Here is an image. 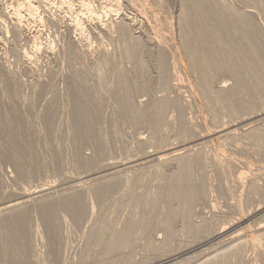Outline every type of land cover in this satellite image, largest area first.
Wrapping results in <instances>:
<instances>
[{
    "label": "rangeland",
    "instance_id": "374dc122",
    "mask_svg": "<svg viewBox=\"0 0 264 264\" xmlns=\"http://www.w3.org/2000/svg\"><path fill=\"white\" fill-rule=\"evenodd\" d=\"M11 1L0 0V264H205L220 256L229 264H264V73L258 75L264 71L255 83L247 66L220 45L229 69L214 74L213 89H235L238 83L253 88L235 92L249 107L234 108L227 97L213 105L200 88L186 46L191 31L182 23L184 13L204 11L183 0H119L112 8L118 11L106 14L100 6L110 0H93L101 16H80L82 31L72 26L79 0H70L71 15L60 0L47 5L34 0L42 24L23 14L24 26L17 28L10 8L22 0ZM208 2L241 17L252 44L264 51V0ZM122 21L130 25L124 32ZM219 26L214 22L217 32ZM163 28V34L157 32ZM155 34L167 42L162 37L157 43ZM161 50L166 72L157 61ZM162 100L179 101L180 108H165L152 124L150 116ZM79 103L88 114L86 123L76 121ZM222 128L236 136L220 139L219 153L208 136L217 137ZM247 130L263 139L245 135ZM202 135L200 164L188 175L199 195L181 205L169 194L168 175L178 171L177 161L162 167L156 157L181 151ZM109 183V193L100 197L98 186ZM25 192L38 194L20 201ZM67 194L84 203L81 217L65 210ZM46 200L50 205L42 208ZM19 202V209L4 210ZM23 207L18 246L9 243L13 230L2 226ZM128 223L133 225L129 241L106 252ZM218 231L220 237L214 235ZM254 236L259 246L251 245Z\"/></svg>",
    "mask_w": 264,
    "mask_h": 264
},
{
    "label": "bare ground",
    "instance_id": "6f19581e",
    "mask_svg": "<svg viewBox=\"0 0 264 264\" xmlns=\"http://www.w3.org/2000/svg\"><path fill=\"white\" fill-rule=\"evenodd\" d=\"M13 1V0H12ZM12 1H11V4H12ZM15 1V0H14ZM20 1V0H19ZM33 1L34 0H32V2L30 1V0H22V2L21 3H18V1H17V3L18 4H15L14 5V3H13V5L11 6V8H10V11H11V15H12V17H13V19H15V22H14V20H13V22L15 23L13 26H14V28H17V27H19V26H22L21 24H23L22 22H23V14H27V18H29L30 20L29 21H31V22H37V23H41L42 22V20H41V17L39 16V14H38V6H37V4H34L33 3ZM48 2L49 0H44L43 1V3H45V2ZM53 1V0H52ZM51 1V2H52ZM61 1V3H59V4H61V5H64L65 6V8H67V11H68V13H70L69 15H71L72 14V12H69V10L70 9H72L73 10V5H72V7H71V4H73L72 3V1L70 2V0H60ZM74 1V0H73ZM76 1V0H75ZM78 1V0H77ZM92 1L93 0H79V7H78V9H79V11H77L76 13H75V11H73L76 15H74L75 16V18H74V20H72V18L71 17H73V16H71L70 18H68V19H70V21L72 20L73 22H72V26L75 28V30L76 29H78V30H83V28H84V26H81L82 24H81V20H80V18H84V16H86L87 18H88V20L91 18L92 19V17L94 16V15H96V16H99L98 15V13L97 12H99L100 13V10L98 11L97 10V12H96V10L94 11V5H93V7H92V4L94 3H92ZM105 1H107V0H105ZM142 1V0H141ZM16 2V1H15ZM41 2V1H40ZM57 2H59V1H57ZM101 2H103V0L101 1ZM119 2H121V1H119V0H110V2L108 3L107 2V4H104L103 5V3H102V7L100 6V8H102V10H101V12H103V14L105 13H110V12H112V11H114L115 13L118 11L117 9H112V8H114V7H118L119 6ZM42 3V2H41ZM76 3V2H75ZM92 3V4H91ZM143 3V2H142ZM183 3H193V4H197L200 8H202L203 9V11H204V13L201 15V16H196V15H194V14H188V13H184L183 14V24H184V27H186L187 28V30L188 29H190L189 31H188V33L190 32L191 33V39L189 38L188 40H190V42H191V45H190V42L189 43H187L188 45H186V46H188L187 47V49L189 48V50L191 51V54H192V61H191V64L193 65V67H195L194 68V70L197 72V76H198V78H199V80H200V85H201V90L203 91V93L206 95V96H208V98L210 99V100H212L213 102V105H214V102L215 101H218V100H221L222 99V97H227V98H229V101H230V104L232 105V107H234V108H238V109H242V108H244V106L245 107H249V104H247V105H245L246 104V102H242V101H240V100H238L237 98H236V96H235V92L237 91V90H240V91H248V89H250L251 87H252V85L251 86H243L241 83H238V85L235 87V89H232V88H224V87H221V89H218V90H214L213 89V87H212V85H213V81H214V79H213V77H214V74H216V73H221V72H224L225 70H227V69H229V64H227L226 63V61L224 60V59H222L221 58V56H220V50H219V46L221 45V46H223L224 48H225V50H227L228 52H231V54H233V56H235L238 60H240V62H241V64H243V65H246L247 66V74H248V76H249V78H250V76H251V80H252V78L254 79V82L256 83V81L258 80V78H256V75L259 73V71H264V51H261V49H258L254 44H252V42H251V40H250V29H249V27L247 28L246 26H245V23H244V21H243V19L241 18V17H239V16H231V15H228V14H223V13H221L219 10H217V9H215L214 7H212L211 5H210V3L208 2V0H183ZM140 4V3H139ZM38 5H39V3H38ZM44 5H47L46 3L44 4ZM75 5V4H74ZM77 5H78V3H77ZM77 5H76V7H77ZM131 5V4H130ZM9 6V7H10ZM52 6H53V4H52ZM113 6V7H112ZM132 6V5H131ZM9 7H8V10H9ZM47 7V6H46ZM148 7V6H147ZM61 8H62V6H61ZM64 8V9H65ZM59 9H60V7H59ZM75 9V8H74ZM96 9V8H95ZM106 9V10H105ZM142 9V8H141ZM139 10V9H138ZM7 11V10H6ZM54 11V10H53ZM57 11H58V9H57ZM66 11V12H67ZM120 11V10H119ZM9 12V11H8ZM60 12V11H59ZM62 12V11H61ZM146 12V11H145ZM150 12V11H149ZM64 13V12H63ZM73 13V14H74ZM10 14V13H9ZM53 14V13H52ZM140 14V13H139ZM8 15V14H7ZM10 15V16H11ZM59 15V14H58ZM9 16V17H10ZM68 16V15H67ZM80 16H82V17H80ZM101 16V15H100ZM11 17V18H12ZM46 17V16H45ZM95 17V16H94ZM107 17V16H106ZM26 18V19H27ZM50 18V17H49ZM48 18V19H49ZM87 18H85V19H87ZM98 18H100V17H98ZM97 18V19H98ZM125 18V17H124ZM65 19V18H64ZM40 20H41V22H40ZM51 20V19H50ZM53 20V19H52ZM93 20V19H92ZM10 21H11V19H10ZM99 21V20H98ZM97 21V22H98ZM240 23L241 25H239L238 23ZM214 22H220V26H219V30H218V32H217V30L214 28ZM119 23H121L120 21H119ZM124 22L122 21V24H123ZM156 23V22H155ZM161 23V22H160ZM33 24V23H32ZM42 24V23H41ZM125 24H127V23H124L123 25H121V26H119V28L121 29V30H123L125 27L124 26H127V25H129V24H127V25H125ZM158 24H159V22H158ZM158 24H157V26H158ZM26 25V24H25ZM40 25V24H39ZM118 25V24H117ZM159 25H161V24H159ZM23 26H24V24H23ZM70 26H71V24H70ZM71 26V27H72ZM130 26V25H129ZM157 26H156V28H157ZM163 26V25H162ZM161 26V27H162ZM161 27H159L160 29H161ZM166 27H167V29H168V24L166 23ZM153 28V27H152ZM19 30L20 29H22V28H18ZM166 29V28H165ZM120 30V31H121ZM184 30H186L185 28H184ZM14 31V30H13ZM15 31H16V29H15ZM81 31H79L80 33H81ZM159 31V33H160V31H163L161 34H163L164 33V28L162 29V30H158L157 29V32ZM77 32V31H76ZM123 32H124V30H123ZM185 32H187V31H185ZM16 33V32H15ZM14 34V33H13ZM157 34V33H156ZM155 34V35H156ZM160 34V35H161ZM30 35V34H29ZM159 35V34H158ZM187 35V34H186ZM190 35V34H189ZM38 36V35H37ZM15 37V36H14ZM32 37V36H31ZM163 36L161 35V38H160V36L158 37L157 35H156V41H157V39L158 38H160L161 40L163 39L164 41H165V37H163ZM189 37V36H188ZM154 38V37H153ZM32 39V38H31ZM34 39V42L36 43V41H35V38H33ZM32 39V40H33ZM37 39H38V37H37ZM160 39H158V42L157 43H160L159 41H161ZM31 40V41H32ZM155 40V39H154ZM153 40V41H154ZM167 42V39H166V41H165V43ZM187 42V41H186ZM38 43H40V42H38ZM162 43V42H161ZM164 43V42H163ZM164 43V44H165ZM33 45H35V44H33ZM36 45H39V46H37L36 48L37 49H40L39 47H40V44H36ZM35 45V46H36ZM34 46V47H35ZM162 46V45H161ZM244 46H247L246 48H249V49H251L250 51H248V53H246L245 52V47ZM33 47V48H34ZM159 47V46H158ZM244 47V48H243ZM31 48V47H30ZM29 48V49H30ZM35 48V49H36ZM165 48V47H164ZM32 49V48H31ZM167 50V49H166ZM162 51V54L161 55H158L159 56V58H157V59H159V60H157L158 61V65L160 66V69H161V71H164V72H166V70L167 69H165L167 66H166V59H165V55L166 54H164V53H166V52H163V50H161ZM161 51H159L160 53H161ZM165 51V50H164ZM247 51V50H246ZM23 53H25V52H27L26 50L25 51H22ZM28 52H30V51H28ZM32 52H33V49H32ZM126 52H128V50H126ZM26 54H28V53H26ZM168 54V53H167ZM25 55V54H24ZM28 55H30V54H28ZM28 55H26V57H28ZM157 56V57H158ZM174 62H176V61H174ZM174 62H173V64H174ZM256 62H258L259 63V65L257 66V63ZM176 64V63H175ZM175 67H176V65H175ZM192 67V68H193ZM231 69V68H230ZM176 70V69H175ZM174 70V71H175ZM234 69H231V71L234 73V75L235 76H237L236 74H237V72L236 71H233ZM178 71V70H177ZM174 73V72H173ZM175 73H176V75H175ZM174 73V75L177 77V73L178 72H175ZM262 73H264V72H260L258 75L260 76V74L261 75H263ZM238 74H240L239 72H238ZM171 75V74H170ZM258 75H257V77H258ZM175 76H173V77H175ZM177 79V78H176ZM260 79V78H259ZM179 80V79H178ZM173 81H174V79H173ZM253 81V80H252ZM250 82V81H249ZM254 82H253V84H254ZM259 83V82H258ZM222 85V84H221ZM245 85V84H244ZM247 85H248V83H247ZM254 86V85H253ZM179 87V86H178ZM250 87V88H249ZM253 88V87H252ZM181 90V89H180ZM190 91V93L191 92H194L193 91V89H190L189 90ZM250 91H251V89H250ZM249 91V92H250ZM178 93V92H177ZM247 94V93H246ZM165 99V98H164ZM167 99V98H166ZM209 101V100H208ZM181 102V101H180ZM211 102V101H210ZM229 104V105H230ZM230 105V106H231ZM175 107V108H180V105H179V101H178V103H177V101H170V100H162V101H160V106H158L157 107V109H156V111H157V113H156V115H152V116H150V120H151V122L150 123H152V124H154L155 122H156V120H158L159 118H160V115H162V113L164 112V110H165V108H167V107ZM231 111H232V109H230ZM237 109H235V111H236ZM234 111V112H235ZM75 118H76V121L78 122V123H83V121L85 122L86 121V119H85V117H88V114H87V112H85V110H84V106L82 105V104H80L79 103V105H78V107H77V109L75 110ZM85 119V120H84ZM88 119V118H87ZM249 121V120H248ZM252 122V121H251ZM86 123V122H85ZM251 124V123H250ZM249 124V125H250ZM246 125H248V124H246ZM246 128V127H245ZM247 129V128H246ZM252 130H253V128H252ZM251 130V131H252ZM233 131V130H232ZM230 129L228 130V129H225V130H223V128H222V131H218L217 130V133H218V135H217V137H214L213 135H211V136H208V137H211L210 138V143H211V145L214 147H212L215 151H220L218 148V146H219V140L220 139H222L223 137H231L232 138V136L234 135V136H236L235 134H234V132H232ZM250 130L248 131L247 130V132L245 133V135H248V136H252L253 138H255V139H263V135H261L259 132H256V131H253V132H251ZM215 132H216V130H215ZM209 133L210 132H208V134L207 135H209ZM212 133V132H211ZM213 134V133H212ZM200 135V134H199ZM195 136H197V135H195ZM203 136H205V137H203ZM247 136V137H248ZM197 138V137H196ZM203 138H206V135H202V136H199L197 139H193L194 141L193 142H190V143H193L194 144V142H196V144H194V146H193V144H190L189 143V146L187 145V143H186V145L187 146H181V148L180 149H182V150H184V151H177V150H173V151H169V152H162L160 155H157V160H158V162L161 164L160 166H162V165H166V163L167 162H170L171 160H175V161H177V167L176 168H178V171L173 175L171 172V174L173 175L172 177H171V175H170V173H169V175H168V177H169V181H170V187H169V194L171 195V197H173V198H177L178 200H180L181 202H182V204L181 205H183V204H185L186 203V199L188 200V199H191V198H194V197H196L197 195H199V189L197 188V187H195L194 188V186H192V185H190L189 184V180H188V175H189V171H190V169L195 165V164H200V161H201V155L200 154H198V153H200L198 150H199V148H200V145H203ZM227 138V139H228ZM249 138H251V137H249ZM209 139V138H208ZM207 139V140H208ZM224 139V138H223ZM192 140V139H191ZM201 140H202V142H201ZM198 141H200V142H198ZM227 141V140H226ZM204 142H205V140H204ZM221 142V141H220ZM200 143H202V144H200ZM206 144H208L207 142H205ZM222 143V142H221ZM198 144H200V145H198ZM206 144H204V145H206ZM190 145H192V147H190ZM196 146H198V149H196V151H195V149H194V147H196ZM202 147V146H201ZM205 147V146H204ZM203 147V148H204ZM172 149V148H171ZM179 150V149H178ZM201 150V149H200ZM198 151V152H197ZM202 151V150H201ZM219 153H221V151L219 152ZM202 154V153H201ZM205 157V156H204ZM230 160H233V159H231V158H229V160L228 161H230ZM237 160H238V158H237ZM174 161V162H175ZM157 162V163H158ZM231 162V161H230ZM233 162V161H232ZM242 162H243V160H242ZM158 163V164H159ZM171 163H172V161H171ZM202 163V162H201ZM167 164H169V163H167ZM173 165V164H172ZM175 166H176V164H175ZM105 167V166H104ZM163 167V166H162ZM171 171V170H170ZM173 171V170H172ZM258 175V174H257ZM260 176H261V174H259ZM253 178V177H252ZM257 179V177H254V179ZM236 179V181L237 182H239V181H241L240 179H239V177H237V178H235ZM241 183V182H240ZM79 184V183H78ZM238 184V183H237ZM253 187H252V189L255 191V192H257L256 191V187L257 186H255V184L253 183V185H252ZM41 187V186H40ZM111 187H112V184L111 183H109V184H103V185H99L98 186V188H97V190H99V192H100V197H102L101 195H105L107 192L109 193V191H110V189H111ZM251 188V187H250ZM252 189H250V190H252ZM261 190V189H260ZM68 191V190H67ZM249 191V190H248ZM38 192H41V190H38ZM38 192H35V193H30V194H27V192H25L26 194H24V195H22L21 194V196L19 197V199H20V201H21V199L24 201V199L26 200H28V197L29 196H31V195H33L34 197H36L34 194H38ZM45 192V191H44ZM71 192V191H70ZM253 192V191H252ZM68 193V192H67ZM40 195V194H39ZM67 196V197H66ZM63 199H62V202H63V206H64V208H65V210L66 211H68V213H71V215H72V217L73 218H76V217H81L82 216V214L84 213L83 212V210H84V203H81L80 202V198H78V196H76V194H75V196L74 195H69V194H67ZM32 197V196H31ZM19 201V200H18ZM47 201V200H46ZM44 201L43 203H40V206L42 207V208H47V207H49V202L47 201ZM17 202V201H16ZM12 203V202H11ZM23 203V202H22ZM17 205V206H16ZM14 206H16L17 207V209H19V207L18 206H20V202H19V204H10V206H8L7 205V207H6V205H5V207L7 208V209H4V210H8V211H10L11 212V210H10V207H11V209L13 210V208H14ZM5 207H2V208H5ZM13 207V208H12ZM16 207H15V210H16ZM21 209V208H20ZM24 207L20 210V211H18L17 212V214L16 213H14L15 215H12V214H8L9 215V217H4L5 218V220H6V224H3V226H2V229H4V231L5 230H13V232L11 233H9V235H7V236H11L10 238H9V243H11V244H18V246L20 245V237L23 235V228H22V219H23V213H24ZM2 212V211H1ZM9 212V213H10ZM175 212L176 211H174V212H171L170 213V215H174L175 214ZM185 211L183 210V215L185 216V213H184ZM7 215V216H8ZM3 217V216H2ZM14 221H12L11 219ZM10 221H12L13 222V226H15L14 227V229H10L9 227H11V225H10ZM149 222L151 221V219L150 220H148ZM147 221V222H148ZM146 222V221H145ZM147 222H146V224H147ZM152 222V221H151ZM127 225H129L128 226V228H126L127 230H125V233H124V235L122 236H120L119 238H117L116 240H114V241H112L110 244H108L107 246H106V248H105V251L106 252H108V253H110V252H112L113 250H115V249H117L116 247H118V244H120V242L121 241H129V238H130V232H131V229H132V227H133V225L131 224V223H128ZM149 225V224H148ZM261 225V224H260ZM147 226V225H146ZM261 228L263 227V226H260ZM100 228V227H99ZM259 228V227H258ZM257 228V229H258ZM7 232V231H6ZM223 233V231H218V232H215V234L214 235H216V236H219V235H222V233ZM238 232H240V230L238 231ZM11 234V235H10ZM233 234V233H232ZM4 235V234H3ZM230 235V234H229ZM235 235V234H234ZM2 236V235H1ZM6 236V237H7ZM249 236V235H248ZM220 237V236H219ZM232 237H233V235H232ZM231 237V238H232ZM237 237H238V235H236V236H234V239H237ZM241 237V236H240ZM256 236H254V239L252 240V239H250V240H252V242H251V245L253 246V247H255V246H259L258 245V239L257 238H255ZM8 238V237H7ZM230 238V239H231ZM239 238V237H238ZM233 239V240H234ZM22 240V239H21ZM245 240V239H244ZM249 242V243H250ZM1 243V242H0ZM3 243V242H2ZM241 243V242H240ZM245 243H247V240H246V242ZM22 244V243H21ZM244 244V243H243ZM8 245V244H7ZM239 246H240V244H239ZM6 247V246H5ZM10 247V246H9ZM248 247V246H247ZM11 248V247H10ZM10 248H9V251H10ZM241 248V247H240ZM258 249V248H257ZM5 250V249H4ZM241 250H242V248H241ZM259 250V249H258ZM260 250H262V249H260ZM264 250V249H263ZM12 252V251H11ZM222 252V251H221ZM12 255V254H11ZM10 255V256H11ZM224 255V254H223ZM13 256V255H12ZM214 256V255H213ZM217 256V255H216ZM212 257V256H211ZM264 257V253H263V256H262V258ZM213 258V260L210 262V263H205V264H212V263H214V264H229L228 263V259H227V257H225V256H220V257H216L217 259L216 260H214L215 258L214 257H212ZM232 260V259H231ZM203 261V260H202Z\"/></svg>",
    "mask_w": 264,
    "mask_h": 264
}]
</instances>
